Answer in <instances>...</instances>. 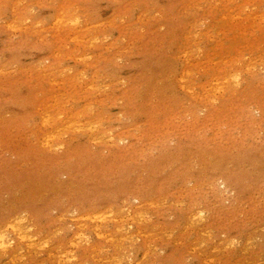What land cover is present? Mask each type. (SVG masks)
I'll list each match as a JSON object with an SVG mask.
<instances>
[{
	"label": "rangeland",
	"instance_id": "1",
	"mask_svg": "<svg viewBox=\"0 0 264 264\" xmlns=\"http://www.w3.org/2000/svg\"><path fill=\"white\" fill-rule=\"evenodd\" d=\"M2 234L0 264H264V0H0Z\"/></svg>",
	"mask_w": 264,
	"mask_h": 264
},
{
	"label": "bare ground",
	"instance_id": "2",
	"mask_svg": "<svg viewBox=\"0 0 264 264\" xmlns=\"http://www.w3.org/2000/svg\"><path fill=\"white\" fill-rule=\"evenodd\" d=\"M58 20V19H57ZM59 21V20H58ZM61 21V20H60ZM6 24V23H5ZM10 26V25H9ZM26 104V103H25ZM27 108V106H26ZM46 142H52V139H49L48 138V135L45 136L44 140H43V147L44 148H47L49 145H47ZM42 144V143H41ZM26 145V144H25ZM30 155V154H29ZM19 174V173H18ZM18 176V175H17ZM62 206V205H61ZM59 208V207H57ZM63 208V207H62ZM66 209V208H65ZM80 208H75L73 211H71L73 215H78L76 217H74V219H72V224L75 225V226H78L81 219H79V215H80ZM66 212V211H65ZM69 213V211L67 212V214ZM24 214V213H23ZM66 214V215H67ZM66 215L65 214H61L60 215V218H59V221L61 222H64V220H66ZM20 221H22V224L21 225H25L27 228H30L31 226L27 223V222H24L26 221L24 218H21L19 219ZM18 220L15 219V220H12V221H9L6 225H5V232H6V237L10 236L9 233H13L15 236H17L18 238H20V240L23 241L24 237H23V229L19 226V224H15ZM78 230H80V227L77 228ZM6 237L4 236V234H2L0 236V243L1 244H7V246H9L8 244V239H6ZM9 247H12V243L10 244Z\"/></svg>",
	"mask_w": 264,
	"mask_h": 264
}]
</instances>
